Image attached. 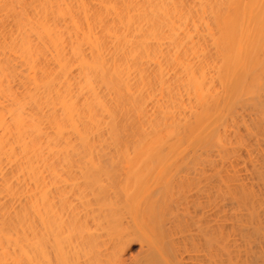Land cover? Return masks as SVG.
<instances>
[{
	"label": "bare ground",
	"instance_id": "obj_1",
	"mask_svg": "<svg viewBox=\"0 0 264 264\" xmlns=\"http://www.w3.org/2000/svg\"><path fill=\"white\" fill-rule=\"evenodd\" d=\"M0 264H264V0H0Z\"/></svg>",
	"mask_w": 264,
	"mask_h": 264
},
{
	"label": "rangeland",
	"instance_id": "obj_2",
	"mask_svg": "<svg viewBox=\"0 0 264 264\" xmlns=\"http://www.w3.org/2000/svg\"><path fill=\"white\" fill-rule=\"evenodd\" d=\"M132 246H131V252L133 253L134 252V254H131V255H133V256H136L138 253H139V244L138 243H132L131 244ZM138 247V248H137Z\"/></svg>",
	"mask_w": 264,
	"mask_h": 264
}]
</instances>
